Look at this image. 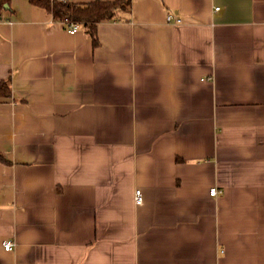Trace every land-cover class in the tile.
<instances>
[{
  "label": "crops",
  "instance_id": "crops-1",
  "mask_svg": "<svg viewBox=\"0 0 264 264\" xmlns=\"http://www.w3.org/2000/svg\"><path fill=\"white\" fill-rule=\"evenodd\" d=\"M52 18L0 20V264H264V0Z\"/></svg>",
  "mask_w": 264,
  "mask_h": 264
},
{
  "label": "trees",
  "instance_id": "trees-1",
  "mask_svg": "<svg viewBox=\"0 0 264 264\" xmlns=\"http://www.w3.org/2000/svg\"><path fill=\"white\" fill-rule=\"evenodd\" d=\"M36 7L45 9L52 15L55 22L70 23L83 28L87 35L93 40V46L98 47V24L114 20L119 13L128 11L135 0H118L115 2H95L84 5L67 2L63 4L59 0H29ZM11 11V0H0V20L4 14ZM68 24H64L66 28ZM13 97L10 81L0 82V99ZM0 160L4 158L0 155ZM178 161H180L178 159Z\"/></svg>",
  "mask_w": 264,
  "mask_h": 264
},
{
  "label": "built area",
  "instance_id": "built-area-1",
  "mask_svg": "<svg viewBox=\"0 0 264 264\" xmlns=\"http://www.w3.org/2000/svg\"><path fill=\"white\" fill-rule=\"evenodd\" d=\"M59 1H61L63 4L67 3L66 0H59ZM214 11L215 12L220 11V7H216ZM178 22H180V21H178ZM65 23L68 24L67 27H66L67 30H69L70 33H72V34H74L80 28L79 26L70 23L68 20L64 21V23H61V24H65ZM221 193H222V191L218 190L217 188H214L211 191V195L213 197H219L221 195ZM135 200H136L137 204H141L142 203L143 198H142L141 190H137L136 191ZM4 247H5V250H7L8 252H12L14 247H15V243L10 241V240H7L4 243Z\"/></svg>",
  "mask_w": 264,
  "mask_h": 264
}]
</instances>
